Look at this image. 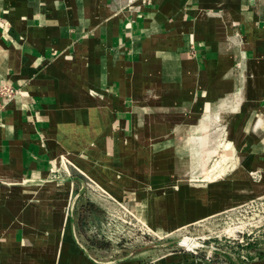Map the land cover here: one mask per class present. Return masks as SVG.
<instances>
[{
  "label": "crops",
  "instance_id": "crops-1",
  "mask_svg": "<svg viewBox=\"0 0 264 264\" xmlns=\"http://www.w3.org/2000/svg\"><path fill=\"white\" fill-rule=\"evenodd\" d=\"M0 84V264H214L112 259L91 224L264 198V0H0Z\"/></svg>",
  "mask_w": 264,
  "mask_h": 264
},
{
  "label": "rangeland",
  "instance_id": "rangeland-1",
  "mask_svg": "<svg viewBox=\"0 0 264 264\" xmlns=\"http://www.w3.org/2000/svg\"><path fill=\"white\" fill-rule=\"evenodd\" d=\"M110 225L102 230L99 222L91 224L95 228L90 236L93 242L106 245V249L111 250L112 259L131 253L149 259L185 251L218 262L222 260L220 264L227 258L240 259L246 264L248 256L255 258L264 253V198L175 233L147 231L140 223L135 224L129 219L120 227L118 217L113 218ZM185 241L191 243L187 245L183 243ZM185 247H190V250H185Z\"/></svg>",
  "mask_w": 264,
  "mask_h": 264
},
{
  "label": "built area",
  "instance_id": "built-area-1",
  "mask_svg": "<svg viewBox=\"0 0 264 264\" xmlns=\"http://www.w3.org/2000/svg\"><path fill=\"white\" fill-rule=\"evenodd\" d=\"M17 93L14 89L10 88L7 85L0 84V96H4L6 98L14 97ZM185 250H190V247H185ZM195 254V252H193ZM210 259L209 257H207Z\"/></svg>",
  "mask_w": 264,
  "mask_h": 264
},
{
  "label": "water",
  "instance_id": "water-1",
  "mask_svg": "<svg viewBox=\"0 0 264 264\" xmlns=\"http://www.w3.org/2000/svg\"><path fill=\"white\" fill-rule=\"evenodd\" d=\"M80 186H81V187H80V189H79L77 195H76L75 198L73 199V202H72V205H71V208H70L71 215H72L73 205H74L75 200H76L79 196H81V195L84 193V191H85V183H84L83 181H80ZM71 217H72V216H71ZM183 243L186 244L187 241H185V242H183ZM189 243H191V242L188 241L187 245H188ZM190 246H192V245L190 244ZM85 253L87 254V251H85ZM132 254H133V253H131L130 255H132ZM130 255H129V256H130Z\"/></svg>",
  "mask_w": 264,
  "mask_h": 264
},
{
  "label": "trees",
  "instance_id": "trees-1",
  "mask_svg": "<svg viewBox=\"0 0 264 264\" xmlns=\"http://www.w3.org/2000/svg\"><path fill=\"white\" fill-rule=\"evenodd\" d=\"M264 253H260L257 257L259 256H263ZM248 261L252 260L254 257L248 256ZM218 260H214L213 262H215L214 264H217ZM224 261V260H223ZM220 262H222V260H220ZM244 262L240 259H229L227 258V260L225 261V263L223 262V264H243ZM222 264V263H221Z\"/></svg>",
  "mask_w": 264,
  "mask_h": 264
}]
</instances>
